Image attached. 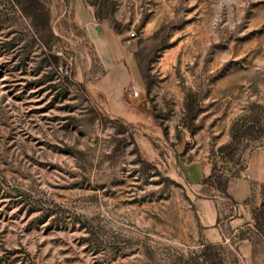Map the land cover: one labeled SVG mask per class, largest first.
<instances>
[{"label":"rangeland","instance_id":"1","mask_svg":"<svg viewBox=\"0 0 264 264\" xmlns=\"http://www.w3.org/2000/svg\"><path fill=\"white\" fill-rule=\"evenodd\" d=\"M83 1L95 12L100 2L115 31L136 32L147 88L131 101L146 112L126 120L97 88L105 70L73 21L75 0H49L58 63L31 19L0 0V264H186L220 243L199 211L213 196L224 219L247 224L237 237L264 239V172L253 164L264 110L220 151L264 104V0ZM193 161L240 182L239 205L228 189L196 194Z\"/></svg>","mask_w":264,"mask_h":264},{"label":"crops","instance_id":"2","mask_svg":"<svg viewBox=\"0 0 264 264\" xmlns=\"http://www.w3.org/2000/svg\"><path fill=\"white\" fill-rule=\"evenodd\" d=\"M72 12L77 30H80L92 43L105 70L98 80L97 88L105 92L109 103L124 106L123 112L119 114L124 119L128 120L125 112H135L138 115L145 113V110L136 107L131 101L147 88L146 64L135 43L136 38H130L127 34L115 31L106 18H97L95 9L83 0H75ZM253 164L258 174L264 172V158L256 157ZM185 168L186 178L196 194L207 189L203 179L211 174L210 163L193 161ZM241 185L240 182L229 181L228 190L233 199L238 202L237 205L246 193ZM213 198L214 196L199 199V211L203 224L210 228L218 242L228 243L233 247L240 264H264V239L256 231H252L247 236L237 237L236 234L247 224L237 215L224 219L219 211L217 200ZM223 224L229 228L228 236L222 233Z\"/></svg>","mask_w":264,"mask_h":264},{"label":"trees","instance_id":"3","mask_svg":"<svg viewBox=\"0 0 264 264\" xmlns=\"http://www.w3.org/2000/svg\"><path fill=\"white\" fill-rule=\"evenodd\" d=\"M21 9L22 13L31 19V23L39 33L43 45L48 49V56L53 62L58 63L60 56L53 52L54 46L61 41L51 27L52 10L49 0H13ZM104 7V6H103ZM102 7L99 2V8L96 11L97 18L103 19L109 17L110 13ZM253 113L248 116L239 117L232 125V142L221 146L220 151L223 153L235 143L240 142L248 130L253 127L251 120L254 112L264 110V104L253 105ZM229 178L224 172H218L215 167L211 174L203 179V184L209 188H215L226 192L228 189ZM204 247L188 257L186 264H229L228 250L224 243L205 242Z\"/></svg>","mask_w":264,"mask_h":264},{"label":"built area","instance_id":"4","mask_svg":"<svg viewBox=\"0 0 264 264\" xmlns=\"http://www.w3.org/2000/svg\"><path fill=\"white\" fill-rule=\"evenodd\" d=\"M129 36H130V38H136L137 34L135 31H131Z\"/></svg>","mask_w":264,"mask_h":264}]
</instances>
